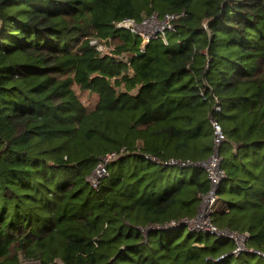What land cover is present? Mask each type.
Listing matches in <instances>:
<instances>
[{"label":"trees","instance_id":"1","mask_svg":"<svg viewBox=\"0 0 264 264\" xmlns=\"http://www.w3.org/2000/svg\"><path fill=\"white\" fill-rule=\"evenodd\" d=\"M181 12L168 45L142 55L116 28ZM92 38H118L129 64ZM73 84L98 96L93 108ZM212 121L224 178L210 222L264 251V0H0V264H264L170 226L208 191L194 164L214 152Z\"/></svg>","mask_w":264,"mask_h":264},{"label":"built area","instance_id":"2","mask_svg":"<svg viewBox=\"0 0 264 264\" xmlns=\"http://www.w3.org/2000/svg\"><path fill=\"white\" fill-rule=\"evenodd\" d=\"M184 13H165L158 15L157 13H151L143 16L141 20L137 21L133 18H124L116 23V28L126 31L132 36L140 39L141 50H144L146 44L154 40H160L165 45H168V34L176 31V21ZM115 38H107L106 40H100L98 38H92L90 43L96 47V50L100 54L114 53L116 45L120 44V40L115 41ZM115 41V42H114ZM117 58L123 62L129 64V55L127 53L117 54ZM219 109V107H216ZM215 134V147L213 154L205 161L194 164L202 167L208 175L209 188L205 195L202 196L201 203L195 217L190 219H183L178 223H170V226H182L187 227L190 231L205 232L216 236V238L230 239L235 242V249L232 253H252L264 258V251H258L253 249H247L245 246V240L247 234H239L236 232H230L228 230H219L214 227L210 222V215L217 203V191L218 187L224 178V173L220 168L221 157L218 154V148L221 142L224 140V135L220 126L212 121ZM121 152H110L101 156L96 163L95 167L89 174L87 181L94 189L98 188L101 180L108 175V164L116 159ZM179 164L181 166H187L185 162L170 161V164ZM201 225V226H200ZM165 227V226H164ZM222 255L219 259H222ZM17 264H41L39 259L32 257H20Z\"/></svg>","mask_w":264,"mask_h":264},{"label":"rangeland","instance_id":"3","mask_svg":"<svg viewBox=\"0 0 264 264\" xmlns=\"http://www.w3.org/2000/svg\"><path fill=\"white\" fill-rule=\"evenodd\" d=\"M115 41L119 40L118 38L114 39ZM114 41V42H115ZM112 54L117 57L118 55L113 53ZM131 69H128L127 72L131 73ZM72 88L74 89L75 93L77 94L78 98L80 99L81 103L87 108L91 109L95 106L98 96L96 94L90 93L86 90H82L79 85L73 84ZM201 226V225H200Z\"/></svg>","mask_w":264,"mask_h":264},{"label":"water","instance_id":"4","mask_svg":"<svg viewBox=\"0 0 264 264\" xmlns=\"http://www.w3.org/2000/svg\"><path fill=\"white\" fill-rule=\"evenodd\" d=\"M144 53V51H141L140 53H139V55H142Z\"/></svg>","mask_w":264,"mask_h":264}]
</instances>
